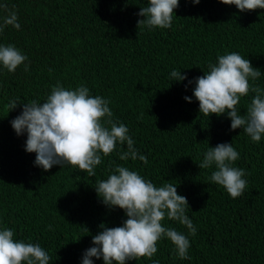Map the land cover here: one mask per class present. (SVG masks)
I'll list each match as a JSON object with an SVG mask.
<instances>
[{
	"label": "trees",
	"instance_id": "16d2710c",
	"mask_svg": "<svg viewBox=\"0 0 264 264\" xmlns=\"http://www.w3.org/2000/svg\"><path fill=\"white\" fill-rule=\"evenodd\" d=\"M4 3L17 13L20 29L7 26L0 45H14L28 59L14 72L0 64V230L11 228L14 239L39 243L51 256L49 264H82L99 226H120L126 219L123 209L104 205L95 190L120 165L157 187L176 185L196 228L193 236L177 221H162L188 236L190 260L180 259L164 237L151 259L125 264H264V136L253 142L242 129L230 130L226 113H199L193 96L194 79L232 52L261 71L249 83L264 90V9L240 12L220 0H178L171 27L149 29L137 26L148 0ZM4 15L0 10V22ZM173 70L187 78L172 80ZM57 83L71 90L83 85L91 96L109 100L113 121L128 127L148 163L121 160L125 143L102 155L94 177L68 163L47 171L34 165L36 154L24 148L27 133L18 136L10 121L24 102L43 103ZM253 95L241 98V114ZM13 100L19 103L8 111ZM218 143H231L240 154L233 166L245 170L248 187L238 198L210 181L214 166L197 165ZM92 259L103 264L102 257Z\"/></svg>",
	"mask_w": 264,
	"mask_h": 264
},
{
	"label": "clouds",
	"instance_id": "9594fccd",
	"mask_svg": "<svg viewBox=\"0 0 264 264\" xmlns=\"http://www.w3.org/2000/svg\"><path fill=\"white\" fill-rule=\"evenodd\" d=\"M200 0H192L198 4ZM225 5H235L240 12L264 9V0H220ZM178 0H148V6L140 7L137 26L149 29L170 28ZM6 13L0 22V33L7 26L20 29L18 15L0 4ZM14 45H0V64L9 72L27 60ZM209 71L194 79L193 96L199 102V113L227 115L230 130L242 129L251 141L259 142L264 136V90L249 80H257L261 71L237 52L217 57L216 64H209ZM25 71L28 65L25 64ZM51 71V69H49ZM172 80H185L186 74L173 70ZM189 84L193 80L188 81ZM254 93L244 114L238 109L242 97ZM191 102V97L185 96ZM13 100L8 111L17 107ZM109 100L102 96H91L86 86L74 90L57 83L50 95L41 103L37 100L24 102L22 111L10 121L19 136L27 133L25 151L36 154L34 165L47 171L54 165L71 164L86 172L89 177L96 175L95 168L102 163V155L109 156L119 145L126 143L127 151L119 153L121 160L131 158L148 163L147 157L138 152L134 140L128 135L129 129L118 121L114 122ZM107 117V119H103ZM239 152L231 143H218L208 147L199 169L212 171L209 179L223 186L231 198L243 195L248 182L243 177L245 170L235 167ZM98 197L109 208L124 210L126 219L120 226L106 227L92 236V247L83 253L82 264H93V257H102L103 264H125L126 261L141 257L151 259L158 251L157 242L166 237L173 245L180 259H191L188 255V236L172 227H165V218L177 221L188 229L189 235L196 234L192 220L186 214L189 208L187 198L178 194L176 185L171 183L155 186L138 172L117 165L107 179L95 186ZM51 230V225L47 226ZM87 230V229H86ZM88 232V230H87ZM11 228L0 230V264H49L51 256L39 244L14 239ZM79 239V238H78ZM158 264V261H153Z\"/></svg>",
	"mask_w": 264,
	"mask_h": 264
}]
</instances>
